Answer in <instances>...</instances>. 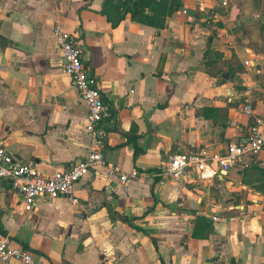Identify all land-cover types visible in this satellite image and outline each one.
I'll list each match as a JSON object with an SVG mask.
<instances>
[{"label": "crops", "instance_id": "obj_1", "mask_svg": "<svg viewBox=\"0 0 264 264\" xmlns=\"http://www.w3.org/2000/svg\"><path fill=\"white\" fill-rule=\"evenodd\" d=\"M121 1L0 0L10 152L47 174L89 153L88 105L64 71L59 22L79 37L111 112L107 166L141 178L98 167L76 184L78 204L39 197L32 211L0 179V234L30 249V264H264V149L211 179L159 175L174 154L225 153L264 118V0H179L163 26L132 19Z\"/></svg>", "mask_w": 264, "mask_h": 264}, {"label": "built area", "instance_id": "obj_2", "mask_svg": "<svg viewBox=\"0 0 264 264\" xmlns=\"http://www.w3.org/2000/svg\"><path fill=\"white\" fill-rule=\"evenodd\" d=\"M53 35L63 52L64 71L70 77L73 87L88 105L86 129L91 137V146L88 155L81 161L73 163L64 170L47 174L41 172L38 163H26L15 157L8 149L6 138L0 135V179L12 182L24 202L26 211L35 209L39 197H62L73 204H78L76 184L92 169L98 167H107L109 174H119L124 183L141 179L137 170H133L131 174H125L118 166H107L105 135L101 124L111 116L109 106L95 77L90 74L89 68L83 61V49L79 37L65 30L59 22L53 25ZM246 63L249 64V61ZM248 92H251L250 87ZM243 109L247 115L253 114V105L249 99ZM263 149L264 118L254 117L249 133L231 142L225 153L211 154L208 150L177 153L170 157L159 175L181 178L186 171L193 170L203 179H211L235 164L249 168L252 157L261 153ZM0 261L30 264L33 262V254L28 248L14 245L9 234H0Z\"/></svg>", "mask_w": 264, "mask_h": 264}, {"label": "trees", "instance_id": "obj_3", "mask_svg": "<svg viewBox=\"0 0 264 264\" xmlns=\"http://www.w3.org/2000/svg\"><path fill=\"white\" fill-rule=\"evenodd\" d=\"M121 4L126 7L125 13H130L132 19L142 23L163 26L166 16L171 14L174 8L179 7V0H122ZM150 7L155 10L154 15L146 13V8ZM124 16H119L117 20L113 21V24L117 25Z\"/></svg>", "mask_w": 264, "mask_h": 264}]
</instances>
